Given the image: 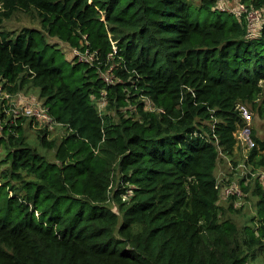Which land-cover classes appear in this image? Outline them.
<instances>
[{"label":"trees","instance_id":"obj_1","mask_svg":"<svg viewBox=\"0 0 264 264\" xmlns=\"http://www.w3.org/2000/svg\"><path fill=\"white\" fill-rule=\"evenodd\" d=\"M217 2L201 0L196 11L215 20L200 21L188 0H0V83L39 88L67 130L59 142L39 132L49 159L25 118L4 126L0 264H264V181L241 180L258 198L240 225L223 216L215 174L247 125L241 105L264 118V0H243L261 11L257 28ZM18 11L41 27L3 29ZM50 39L99 62L65 71ZM249 135L246 164L264 169V138Z\"/></svg>","mask_w":264,"mask_h":264},{"label":"rangeland","instance_id":"obj_2","mask_svg":"<svg viewBox=\"0 0 264 264\" xmlns=\"http://www.w3.org/2000/svg\"><path fill=\"white\" fill-rule=\"evenodd\" d=\"M191 4L194 16L197 15L196 9L200 6L201 0H188ZM241 0H218L216 7L218 9L238 15L235 11H238V4ZM243 1V0H242ZM196 8V9H195ZM198 19L200 21H213L214 15H209L206 11L198 13ZM250 15V14H249ZM264 17V15H263ZM250 18L254 16L250 15ZM262 20V15H261ZM23 27L40 28V22L36 15H31L24 12H16L10 19L4 21L3 29H21ZM53 46L58 47L57 53L60 57V61H67L64 67L65 71L68 70L72 63L75 61L74 48L69 47L63 42H58L56 39H50ZM0 104L3 111L6 113L5 120L0 118V139L5 137L4 126L10 123H15L19 118H25L23 122L24 131L27 137V141L30 145L36 147L40 152L45 154L49 159L54 158L55 148H47L41 145L39 139V132L43 128L48 127V138L59 142L62 137L65 136L67 130L65 126L61 124H49L44 121L36 120L35 116L29 110H34L38 107H46L43 104V100L39 98V88L29 85L16 94H11L0 83ZM264 99V83L263 93L258 100V104ZM96 106L103 113L110 112L116 114L113 109L107 108V100L102 98L95 102ZM145 108L147 110L154 109V105L151 101L146 99ZM241 109L246 117V127L240 128L236 135L238 138V144L235 148L233 155H226L222 153L219 156L215 174L217 182L221 190V199L219 204L224 207V217L233 218L240 225L250 223V217L257 214L256 201L257 196L252 193L253 179L256 176L250 172L251 166L246 164V159L249 154V148L252 145L250 140L249 130L251 128L256 129L258 136L264 138V118L259 115L252 104L241 105ZM29 111V112H28ZM3 139V138H2ZM11 167V160L7 156V149L3 143H0V173ZM251 179L247 185H250L248 193L244 192L241 186V180ZM5 179L0 177V184H4ZM230 185H237L240 187L241 194L226 195L225 188ZM233 204V209L229 206ZM113 205V204H112ZM114 207V205H113ZM117 210V207H114ZM251 225V224H250ZM259 260L254 264H259Z\"/></svg>","mask_w":264,"mask_h":264},{"label":"built area","instance_id":"obj_3","mask_svg":"<svg viewBox=\"0 0 264 264\" xmlns=\"http://www.w3.org/2000/svg\"><path fill=\"white\" fill-rule=\"evenodd\" d=\"M238 11H235L238 15L246 14V18L248 21V24L251 27H260L262 25V20H261V11L259 9L255 8H248L245 2L242 0L238 4ZM254 16V18H250V15ZM75 51V58H77L78 61L84 62V63H89V64H95L99 62V54L98 51L96 50H90L89 48L85 49H77L74 48ZM112 68L113 65L110 66L106 71L101 70L100 74L101 77L106 81V82H114V77L112 74ZM0 88H2L0 86ZM32 112V114L35 116L36 120L44 121L49 124H58L55 123L53 118L51 117L47 107H38L34 110H29ZM28 111V112H29ZM250 172L254 176H259L261 180L264 181V169H258L257 171H254L250 168ZM225 193L226 195H232V194H241L240 187L237 185H230L225 188Z\"/></svg>","mask_w":264,"mask_h":264}]
</instances>
